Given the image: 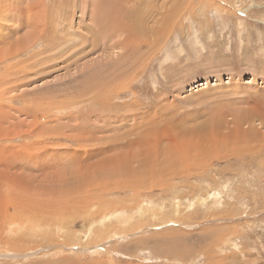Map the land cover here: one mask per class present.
I'll list each match as a JSON object with an SVG mask.
<instances>
[{"label": "rangeland", "instance_id": "374dc122", "mask_svg": "<svg viewBox=\"0 0 264 264\" xmlns=\"http://www.w3.org/2000/svg\"><path fill=\"white\" fill-rule=\"evenodd\" d=\"M71 1L0 0V39L5 2L26 26L59 3L80 35L105 0ZM107 1L129 48L132 22L160 27L135 56L103 36L75 65L43 63L42 43L0 59V264H264V0ZM119 135L126 150L107 144Z\"/></svg>", "mask_w": 264, "mask_h": 264}, {"label": "bare ground", "instance_id": "6f19581e", "mask_svg": "<svg viewBox=\"0 0 264 264\" xmlns=\"http://www.w3.org/2000/svg\"><path fill=\"white\" fill-rule=\"evenodd\" d=\"M8 1V0H7ZM18 1H20V0H18ZM62 1V0H61ZM71 1V0H70ZM28 2H30V1H28ZM27 2V3H28ZM35 2V1H34ZM54 2H56V1H54ZM67 2V1H66ZM72 2V1H71ZM8 2H5V5H4V7H3V9L2 10H6L9 14H7V16H5L4 18L2 17V21L4 22V23H2V24H5V26H2V29H3V27H6V28H4L5 29V31L6 32H9V34L8 35H3L5 38L4 39H0V41L1 40H5V41H9V42H11L10 41V39H9V35L10 34H12V37H13V34L15 35V37L13 38V39H15L14 41L15 42H13V45H12V47L11 48H14L15 50H13V49H11V48H9L10 46L8 45V44H10L11 45V43H5V44H7L8 46V48L9 49H11V51L10 52H7V53H2V55H0L1 57H0V59L1 60H3L4 62H5V60L6 59H9V57H11L10 59H14V58H17L18 56H20V55H24V54H26V50H28L29 48H34V46H37L38 44H40V43H42V46L44 47V50H47L48 49V51H55L54 52V54L53 53H49V54H47V58H45L43 61H45V62H43V63H47V62H56L55 61V59L57 60L58 58L60 59V57H64L65 56V58L70 54V53H72L74 56H73V58H75V57H77V56H79V55H81V54H83V53H85V51L88 49V48H90V47H92L91 48V50L92 49H94V48H98V46H97V40H98V38H101V37H103V36H107L106 38L107 39H109L108 41H112V42H114V40L115 39H117V43H114V45L111 47V49L112 50H114L115 51V49H117L116 47L117 46H119L120 44L124 47H122L123 48V51H125V49H128V51H129V53L130 52H132L131 53V55L132 56H135L136 55V53H137V51H136V53L135 52H133V51H135V50H137V49H139L142 45H143V43L149 38V37H151V36H148L149 34H154V35H156L158 32H159V28L158 29H150V31H148L147 32V30L146 29H144V28H142V24L140 23V25H141V27H138V25H137V23H136V20L134 21V22H132L131 23V26H132V30L131 31H134L133 32V34L134 35H132L133 37H134V41H137L138 40V42L136 43L137 45H138V48L137 49H135L132 45L130 46V48H129V46L127 45V44H125L126 42H128L129 41V44H130V41H131V39H128V41H126V42H121V40H119L120 39V37L122 36V35H126L125 33H127L128 31H126V27H125V25H122L121 24V21L124 19V17L126 16L125 15V13L126 12H124V11H121V9H119V8H117V4H113L112 5V2H108L107 0H105V1H103V2H99V5H95L94 7H93V11H92V14L91 13H86V15H87V17L88 16H90V20H89V22L91 23V24H88L87 25V27L85 28L84 26H82L83 24L81 23L80 25H79V22L77 23V25L79 26V27H77L78 29L81 27L82 29L80 30L81 32H80V35L78 34L79 32L78 31H76V33H75V31H73L75 34H74V36L72 37L71 36V33H69V30L68 29H66L65 27H64V25H62V21L60 22V18H58L59 17V10L58 9H56L57 7L59 8L60 7V4L58 3H56L55 5L56 6H52V8H50V10H51V14L49 13V11H47L48 12V14H50V17H49V15L47 16V20L45 19V15H44V17L43 18H41L40 20H38V16L39 15H29L28 17H29V21H31V22H29V24L26 26V23H24L25 22V19L22 17V16H20V15H22V14H19V8H20V6L22 5V3L21 2H16V3H14V5H13V11H15V12H17L18 14H12L11 13V15H10V10L9 9H11L12 7L11 6H8V4H7ZM37 3V2H36ZM72 3H74V1L72 2ZM94 3V2H93ZM118 3V2H117ZM41 4V3H40ZM119 4H122V2L120 1V3ZM47 4H46V2H42V7L41 8H43L44 6H46ZM69 5V4H68ZM68 5H66V6H68ZM72 5V4H71ZM35 6V5H34ZM36 6H38L37 4H36ZM119 6H121V5H119ZM9 7H11V8H9ZM49 7V6H48ZM177 7V6H176ZM38 8V7H37ZM66 8H68V7H66ZM65 7H64V9H66ZM71 9H70V11H69V13L71 12V11H73V9L75 8L76 9V7H74L73 5L70 7ZM89 8V7H88ZM60 9V8H59ZM21 10V9H20ZM46 10H47V7H46ZM63 10V9H62ZM11 11H12V9H11ZM34 11H36V10H34ZM42 11H44V10H42ZM56 11V13H54ZM30 12V11H29ZM81 13H82V11H81ZM150 13V12H149ZM1 14V13H0ZM43 14V13H42ZM46 14V13H45ZM83 14V13H82ZM81 14V15H82ZM131 14V13H130ZM156 14V13H155ZM57 15V16H56ZM62 15V14H61ZM127 15H129V14H127ZM144 15V14H143ZM143 15H142V17H143ZM146 15V14H145ZM147 16V15H146ZM153 16H155V15H153ZM40 17H41V14H40ZM63 17V16H62ZM69 17L70 18H73V16H72V14H70L69 15ZM140 17V16H139ZM150 17V16H149ZM23 18V19H22ZM81 18H82V16H81ZM144 18H146V17H144ZM165 20L163 21V28H167V26H166V21L170 18L169 17V14H166L165 15ZM126 19V18H125ZM50 20V21H49ZM65 20H67V19H65ZM71 20V19H70ZM128 21H129V19H127ZM151 20V19H150ZM64 21V20H63ZM124 21V20H123ZM65 22V21H64ZM85 22H87V21H85ZM144 22H147V21H144ZM148 22H150V21H148ZM21 23H23V25L21 24ZM39 23H41L42 25L41 26H38L39 25ZM69 25H70V22L68 21L67 22ZM72 23H73V21H72ZM71 23V24H72ZM76 23V22H75ZM1 25V24H0ZM67 25V24H66ZM74 25V24H73ZM158 25V24H157ZM7 26H10V27H7ZM47 26H49V28L47 27ZM68 26V25H67ZM130 26V27H131ZM160 26V25H159ZM45 27H47V32L45 33V34H43L42 36H40V35H38L37 36V34H39L41 31H43V29L45 28ZM70 28H72V26L70 25L69 26ZM74 27V26H73ZM41 29V31L39 32V30ZM22 30H25V33H26V36H24V34L22 35V37L20 36L19 37V33H21V31ZM161 30V29H160ZM163 30V29H162ZM0 31H2V30H0ZM4 31V30H3ZM49 31H51L52 33H50ZM6 32H4L5 34H7ZM3 33V32H2ZM164 33H165V31H164ZM28 34V35H27ZM78 34V36H76V38H75V35H77ZM120 34H122L121 36H120ZM129 34H131V32L129 31L128 32V35ZM30 35V36H29ZM2 36V37H3ZM24 36V37H23ZM70 36H71V38H73V39H71L70 38ZM118 36H120L119 37V39H118ZM157 36V35H156ZM1 37V36H0ZM130 37H131V35H130ZM148 37V38H147ZM60 38L62 39V40H65V39H71L72 41H74V40H77L78 38V40H79V44H77V43H68L67 44V46H63L64 48H63V50H62V48L60 49L59 48V44H60V42H61V40H60ZM65 38V39H64ZM106 38H102V40H105ZM150 39V38H149ZM40 40V41H39ZM60 40V41H59ZM77 40V41H78ZM150 40H152V39H150ZM4 41V42H5ZM68 42V41H67ZM66 42V43H67ZM3 43V42H2ZM64 43H65V41H64ZM64 43H63V45H64ZM100 43V42H99ZM153 43V42H152ZM1 44V43H0ZM136 44H134V45H136ZM144 44H146V43H144ZM59 45V46H58ZM32 46V47H31ZM80 46H82L83 47V49H81V51L79 50L78 51V53L76 52L77 50H78V47H80ZM145 46H147L148 47V50L150 49V50H153V47H154V45H145ZM66 48V49H65ZM135 50H134V49ZM5 50V49H4ZM3 50V51H4ZM32 50V49H31ZM118 50V49H117ZM41 51V50H40ZM43 51V50H42ZM13 52H15V53H17L16 54V56L13 54ZM94 52V51H93ZM76 53V54H75ZM138 53H139V50H138ZM91 54V53H90ZM141 54V53H140ZM4 55H5V57H4ZM27 55V54H26ZM44 55V54H43ZM84 55V54H83ZM115 55V54H114ZM113 55V56H114ZM36 56V55H35ZM39 56H41V55H39ZM4 57V58H3ZM44 57H46V56H44ZM42 58V57H41ZM73 58H69V59H64V63L66 64H70V65H75L74 63H76V61L73 59ZM79 60V59H78ZM128 60V59H127ZM38 61V60H37ZM74 61V62H73ZM106 61V60H105ZM121 61V60H120ZM24 65V64H23ZM130 65V64H129ZM106 66V65H105ZM122 66V65H121ZM42 67H43V64H42ZM18 68V67H17ZM27 68V67H26ZM26 68H25V70H26ZM105 69H107V67L105 68ZM24 70V69H23ZM23 70H21V71H23ZM90 71V70H89ZM102 72V71H101ZM104 72V71H103ZM95 73V72H94ZM105 73V72H104ZM92 74H93V71H92ZM69 75V74H68ZM89 75V74H88ZM93 76H95L94 74H93ZM92 76V77H93ZM78 77V76H77ZM86 77H87V75H86ZM88 78V77H87ZM90 78V77H89ZM88 78V79H89ZM78 79V78H77ZM76 79V80H77ZM84 79H86L85 77H84ZM95 79V78H94ZM105 79V78H104ZM112 79V78H111ZM70 80V79H69ZM78 81V80H77ZM65 82V81H64ZM20 83V82H19ZM85 83V86L86 87H88V82H84ZM71 84V83H70ZM74 84H76V83H74ZM81 84H83V83H81ZM97 84H99V83H97ZM12 85V84H11ZM72 85V84H71ZM70 87V86H69ZM100 87V86H99ZM99 87H97V88H99ZM106 87V86H105ZM78 88V87H77ZM76 88V90L75 91H77L78 89ZM90 90L88 91V92H86V93H89V95H91L92 93H96L94 96H93V99H92V101L95 103H100V100H101V98H103V95L101 96L100 94L101 93H98L97 92V90L96 91H91V90H93V85L91 84L90 85ZM100 89V88H99ZM101 90L103 91V89L101 88ZM74 91V90H73ZM56 96V95H55ZM27 97V96H26ZM30 98V97H29ZM88 98H91V97H88ZM86 99V98H85ZM56 100H58V99H56ZM83 100V99H82ZM73 101V100H72ZM103 101V100H102ZM104 102V101H103ZM67 103V102H66ZM65 103V104H66ZM72 103H74V102H72ZM71 102H70V104H72ZM34 104V103H33ZM68 105H69V103H67ZM77 104H79V103H77ZM71 106V105H70ZM100 107V106H99ZM90 109H92V107L90 108ZM91 111V110H90ZM1 112V111H0ZM114 113V112H113ZM20 115V114H19ZM102 116V115H101ZM153 118H155V117H153ZM244 118V117H243ZM137 119L138 118H136V121H137ZM98 119H96V121H97ZM103 122H107V120H105L104 119V121ZM145 121H143V123H144ZM143 123H141V124H143ZM136 124H137V122H136ZM106 125V128H107V124H105ZM150 126V125H149ZM93 127V126H92ZM120 127V126H119ZM77 128H79L78 126H77ZM76 128V129H77ZM105 128V127H104ZM104 128H102V129H104ZM85 130H87V129H85ZM88 131H91V132H89V134H91L93 131H94V129H88L87 130V132ZM103 131L104 130H102V132H101V134L103 133ZM140 131V130H139ZM189 131V130H188ZM96 132V131H95ZM117 132V131H116ZM181 132V131H180ZM99 133V132H98ZM178 134V133H177ZM157 135V134H156ZM137 136V135H136ZM140 136V135H139ZM143 136V135H142ZM86 137V136H85ZM88 137V136H87ZM120 137V138H119ZM119 137L118 136H115L114 138H112L110 141H108L107 142V144L108 145H111V143L113 144V146H111V147H113V148H116L117 149V151H123V149H125L126 147H130L131 146V144H129V142L127 143V146H125V145H120L122 142H120L122 139H123V135L122 136H120L119 135ZM135 137V136H134ZM141 137V136H140ZM153 137V136H152ZM157 137V136H156ZM154 138H155V136H154ZM158 138V137H157ZM160 138V137H159ZM89 140L88 141H93V136L92 135H90V137L88 138ZM96 139H99V141L100 142H95L96 143V145H101L102 146V141L103 140H107V138H105V139H102V138H100V137H98V138H96ZM137 139V138H136ZM150 139V138H149ZM87 140V139H86ZM147 140V139H146ZM162 140V139H161ZM83 141V140H82ZM85 141V140H84ZM135 141V140H134ZM137 141H139V140H137ZM102 142V143H101ZM82 143V142H81ZM87 143V142H86ZM134 143V142H133ZM154 143V142H153ZM156 143V142H155ZM137 144V143H136ZM182 144V143H181ZM79 145V144H78ZM154 146H156V147H158L157 145L158 144H153ZM163 145V144H162ZM189 145V144H188ZM90 146V145H89ZM106 146V145H105ZM151 146V145H150ZM47 147V146H46ZM179 147V146H178ZM42 148V147H41ZM121 148V149H120ZM132 148H134V147H132ZM175 148V146L174 145H171L170 147L168 146V147H165V148H163V152L162 153H167V154H169V155H171L172 154V157H174V159H175V161H177L178 159L180 160V156H182V153H184L185 154V152H180L181 150H179V149H181V148H177L176 147V149H174ZM191 148V147H190ZM193 148V147H192ZM105 149V148H104ZM158 148H153L152 150L153 151H155V150H157ZM126 150V149H125ZM113 151H115V149H112V152ZM137 151V150H136ZM105 153H107L106 151H104ZM87 153V152H86ZM94 153V152H93ZM118 153H121V152H118ZM133 153V152H132ZM138 153V152H137ZM174 153L176 154L175 156H174ZM33 154V153H32ZM139 154V153H138ZM151 154V153H150ZM102 155V154H101ZM128 155V154H127ZM129 155H130V153H129ZM140 155H141V153H140ZM168 155V156H169ZM111 156V155H110ZM114 156V155H113ZM131 156V155H130ZM136 157H137V155H135ZM186 156H187V154H186ZM31 157V156H30ZM157 157V156H156ZM188 157V156H187ZM198 157V156H197ZM71 158V157H70ZM195 158V157H194ZM77 159V158H76ZM130 159H132V158H130ZM129 159V160H130ZM173 159V160H174ZM185 159H187L186 157H185ZM192 159V158H191ZM67 160V159H66ZM78 160V159H77ZM178 160V161H179ZM193 160V159H192ZM192 160H190V161H192ZM131 161V160H130ZM167 161V160H166ZM169 161V160H168ZM71 162V161H70ZM67 163H68V161H67ZM177 163V162H176ZM74 164V163H73ZM75 165V164H74ZM73 165V166H74ZM175 165V164H174ZM77 166V165H76ZM162 166V165H161ZM39 169V168H38ZM157 169V168H156ZM35 171V170H34ZM79 171H80V169H79ZM92 171H93V169H92ZM145 171V170H144ZM31 172V171H30ZM74 172V171H73ZM89 172V171H88ZM152 172V171H151ZM154 172V171H153ZM140 173H146V172H143L142 171V169H140ZM148 173H150V172H147V174ZM47 174H49V172L47 173ZM94 175V174H93ZM152 176H153V174H151ZM42 180V179H41ZM47 180V179H46ZM148 182V181H147ZM151 184V183H150ZM143 185V184H142ZM102 189V188H101ZM68 195V194H67ZM79 195V194H78ZM68 197V196H67ZM69 198V197H68ZM81 204V203H80ZM127 206V205H126ZM25 210V209H24ZM32 220V219H31ZM32 222V221H31Z\"/></svg>", "mask_w": 264, "mask_h": 264}]
</instances>
